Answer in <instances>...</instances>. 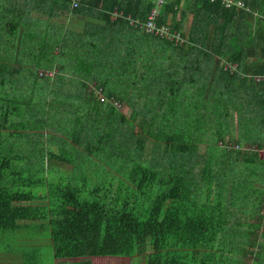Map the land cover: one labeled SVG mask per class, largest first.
<instances>
[{
	"label": "trees",
	"instance_id": "1",
	"mask_svg": "<svg viewBox=\"0 0 264 264\" xmlns=\"http://www.w3.org/2000/svg\"><path fill=\"white\" fill-rule=\"evenodd\" d=\"M70 1L0 0V82L29 65L66 105L37 92L0 109V258L264 264L263 170L240 150L264 149V0H165L154 23L172 38L111 20L144 19L152 0ZM65 13L89 21L51 24ZM69 68L94 83L80 100Z\"/></svg>",
	"mask_w": 264,
	"mask_h": 264
},
{
	"label": "rangeland",
	"instance_id": "2",
	"mask_svg": "<svg viewBox=\"0 0 264 264\" xmlns=\"http://www.w3.org/2000/svg\"><path fill=\"white\" fill-rule=\"evenodd\" d=\"M32 14H33L34 17L39 16V14L36 13V12H33ZM39 18L45 19V15L42 14ZM49 20L51 21L52 25H54L56 23L59 25V23H60L62 26H66V27L70 26V29H75V30L78 29V27H75V22L76 21H74V20L66 21L67 20V13H65L64 15L60 14L56 18L55 17H51ZM189 22H190V14H187L184 26L187 27L189 25ZM176 37L177 36H175V38ZM225 66L228 67V64H226ZM28 67H29V65L26 66V67L25 66H20V70H19L18 76H14L15 82L18 83V86H17V88H16V90L14 92L19 93V98L21 99L22 95H24L26 93H29L30 91L35 90V91H37L39 93V97H41L42 100L44 98V95H45V97L53 98L54 102H55V105H53L54 108L57 107V108H61L62 109L64 107H66V105H64L63 101H61L63 99V97H60V96H57V95H54V94H50L49 95V92H51L50 91L51 89H46L44 86H40L42 84H47L48 85V82H49L48 78L46 76L37 77L36 78V77H34V75H29L30 69H27ZM42 71H46V70H42ZM50 73L52 74L51 70L47 71L46 75L47 76H51ZM57 76H59V75H57ZM56 82H57V80L56 81H52L51 85L56 83ZM35 85H37L38 87L37 86L35 87ZM92 87H93V84H90L87 89L92 88ZM94 93L95 94L98 93V96H99L100 99L103 97L102 92L99 91V90H97V92L94 91ZM74 100H76V97H74ZM103 101H104V99H103ZM115 104L119 105V103H117V102ZM129 109H130L129 106L123 105L120 110L123 113H125L126 115H128ZM232 119H233L232 121H234L235 113L232 114ZM135 129H137L136 126H135ZM261 129L264 131V129L262 127H261ZM232 137L233 138L236 137L235 132H233ZM145 141L146 142H145L144 148L146 149V146H148L149 139L147 138ZM241 147H243V148H241L240 150L247 149V150L256 151V147L255 146H251L249 144L241 145ZM251 148H254V149H251ZM205 151H206L205 143L204 142H200L197 145L196 154H202V153L204 154ZM257 153H259L260 156L264 157L263 152H260V150H258ZM208 184H209V182H208ZM110 187L113 190H115L117 188V184L115 183L114 186H109L108 189H111ZM207 189L208 190H207V193L205 194V198L209 199V198H211V192L210 191H211L212 188H207ZM42 252L44 254V256L42 257V261L45 262V261H47L49 259V255H48L49 249H46V248L42 249ZM106 257L107 258H103V259H100V260H97V261L94 260V264H129V261H128L127 258H115V257H108V256H106ZM138 258L139 257L132 258L131 261L134 262V264H141V261H139ZM0 260H1L2 264H21L20 258H19L18 255L4 254L0 258Z\"/></svg>",
	"mask_w": 264,
	"mask_h": 264
},
{
	"label": "crops",
	"instance_id": "3",
	"mask_svg": "<svg viewBox=\"0 0 264 264\" xmlns=\"http://www.w3.org/2000/svg\"><path fill=\"white\" fill-rule=\"evenodd\" d=\"M153 1V0H152ZM164 2H165V0H164ZM163 5V4H162ZM161 5V6H162ZM153 6V2H151V6L150 7H152ZM161 6H160V8H159V11H160V9H161ZM149 10H150V8H149ZM149 10L147 11V13H146V15L148 14V12H149ZM120 11V10H119ZM33 13V12H32ZM31 13V14H32ZM120 13V12H119ZM121 14H123V13H121ZM120 14V18L121 19H123V20H126V23H127V25H126V29L127 30H130V28L129 27H131V26H136V27H138V28H136L135 29V31H138V33H144V35L145 34H151V33H148V32H145L144 30H143V28L142 27H140L139 26V24H137L136 25V22H139V23H141V22H143L145 19H146V16L144 17V19H140V18H138V17H132V16H130L129 14L128 15H121ZM33 15V14H32ZM120 18H118V19H120ZM67 20H68V18H67ZM66 20V21H67ZM91 20H93V19H91ZM111 20H113V19H111ZM115 20V19H114ZM89 20L87 19V17H82V16H80V15H78L77 16V21L75 22V27H78V29L77 30H75V29H71V30H74V31H81V29H82V25L83 24H85V23H87ZM63 28H68V29H70V26L69 27H66V26H63ZM152 41V40H151ZM1 44H2V42H1V40H0V46H1ZM185 48H186V50L187 49H189V47H186L185 46ZM0 52H1V47H0ZM192 55V54H191ZM192 58H194L193 56H191ZM71 69H72V67H70ZM70 68L68 69V70H65L63 73H62V85L64 86V88H66V89H68L69 90V94L71 95V96H75L76 98H77V100H78V98H79V100L81 99V95H82V92H83V88L85 87V88H88V86L90 85V84H94L93 82H91V81H85L84 79H83V77L82 76H79L78 74L80 73V72H75V71H71L70 70ZM51 70V69H50ZM50 75H51V73H50ZM49 80L50 79H53V77H51V78H48ZM58 80H60V79H58ZM5 81H2V83L0 82V109L2 110V111H5V109L7 108L6 106L8 105V112H9V110H11V108L9 107L11 104H12V100L11 99H9V97H12V95H16L15 97H19V93H17V92H14L15 90H16V88H17V86H18V83L17 82H15V80H14V77H12L11 79H8L5 83H4ZM49 83H50V81H49ZM49 83H48V86H49ZM89 90H91V88H89ZM37 94V91H35V90H33V91H30L29 93H26V94H24V95H22V96H28L27 98H29L30 96H35ZM2 95H4L5 97H7V100H5L4 99V97H2ZM113 103H114V101H113ZM5 105V106H4ZM124 105H126V104H124ZM17 107L19 106V107H22L21 106V104H20V102H17V105H16ZM128 106V105H127ZM46 110H49L48 109V107L46 106V107H44V112L46 111ZM2 118H4V116H2ZM15 119V117H14V115H11V114H9L8 115V119H9V121H11L12 119ZM47 132V131H46ZM47 133H49V132H47ZM46 133V134H47ZM29 140L28 141H26L27 139H25L24 138V140L28 143V144H31V145H33V143L32 142H36V139L37 138H33V137H31V135H29V138H28ZM263 139H264V137H263ZM262 139V141L261 142H264V140ZM260 141H258V142H260ZM54 146H55V144H54ZM258 150H260V152H262V151H264V149L263 148H257L256 149V152H258ZM255 160L256 161H258L259 163H260V166H262V170H263V174L261 175V172H260V169L258 168L257 170H258V172H259V175L257 176H255L256 177V179L258 180V179H260V177H262V176H264V157H262V156H260V154L259 153H257V155L255 156ZM259 182V181H258ZM259 184H261V185H264L263 183H261V182H259ZM103 258H107L106 256H100V257H91L90 258V260H91V264H94V260H100V259H103ZM115 258H118V257H115Z\"/></svg>",
	"mask_w": 264,
	"mask_h": 264
},
{
	"label": "built area",
	"instance_id": "4",
	"mask_svg": "<svg viewBox=\"0 0 264 264\" xmlns=\"http://www.w3.org/2000/svg\"><path fill=\"white\" fill-rule=\"evenodd\" d=\"M209 1H211V0H209ZM223 1H225V3L228 4L232 0H223ZM152 2H153V6L150 7V10H149L148 14L146 15V19L141 23L136 22V25L139 24V26L142 27L145 32L156 33V34L163 36V37L165 36L168 38H172L174 35L168 34V30L165 26L160 25L159 27H157L154 23L155 19L159 15V8L164 3V0H153ZM70 5L71 6L75 5L74 0L70 1ZM235 5H241L240 1H236ZM118 16H120L119 12L114 11L113 13H111L112 19H115ZM262 152L264 154V151H262ZM263 212H264V207H263Z\"/></svg>",
	"mask_w": 264,
	"mask_h": 264
}]
</instances>
